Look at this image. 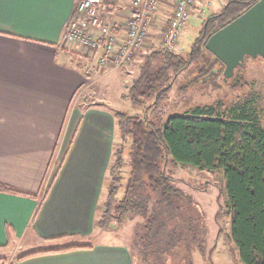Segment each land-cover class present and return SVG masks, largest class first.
I'll use <instances>...</instances> for the list:
<instances>
[{
	"label": "crops",
	"instance_id": "obj_1",
	"mask_svg": "<svg viewBox=\"0 0 264 264\" xmlns=\"http://www.w3.org/2000/svg\"><path fill=\"white\" fill-rule=\"evenodd\" d=\"M76 1L0 0V184L20 191L0 190V249L23 243L24 239L29 242L31 236L45 246L35 245L24 253L57 249L23 258L19 255L8 264H133L128 247L119 242L75 244L77 247L63 250L59 249L69 246L47 245L95 228L106 190L99 191L100 180L106 171L109 176L115 151V142L109 139L88 144L80 141L76 154L62 141L71 107L85 93L93 75L76 68L69 52L86 56L84 60L89 63L96 59L92 51L64 38L69 18L76 15ZM104 1L116 12L117 34H124L130 0ZM203 1L195 0L192 5L195 18L201 15ZM227 1L209 4L217 6L218 11ZM174 2L158 1L148 36L158 24L157 38L161 42ZM153 42L149 41L151 45ZM91 148L95 149L91 152L93 167L88 171ZM99 148L106 156L104 165L99 164ZM74 165L80 170L70 171ZM68 181L86 185L73 187ZM80 215L82 218H77ZM22 248L25 245H20Z\"/></svg>",
	"mask_w": 264,
	"mask_h": 264
},
{
	"label": "trees",
	"instance_id": "obj_2",
	"mask_svg": "<svg viewBox=\"0 0 264 264\" xmlns=\"http://www.w3.org/2000/svg\"><path fill=\"white\" fill-rule=\"evenodd\" d=\"M256 1L228 0L220 10L203 18L185 57L165 47L146 53L123 96L139 104L154 95L155 101L145 107L148 110L167 94L172 80L191 63L197 65L196 73L182 89L195 82L222 78L224 64L206 49L205 42ZM70 53L76 68L85 70L84 57ZM243 67H236L233 76L225 81L234 93L247 87ZM115 117L121 143L114 151L110 183L98 206V229H115L134 220L146 228L137 238L142 240L141 260L149 259L148 264H171L184 222L176 202L182 193L172 185L173 178L164 168L170 156L174 162L200 170L222 171L227 198L224 213L229 217V236L237 246L240 261L264 264V125L254 111L245 106L227 109L218 100L213 105L195 106L191 111L171 115L162 127H155L145 116L116 113ZM127 140L128 170L121 173V150ZM0 190L20 192L2 184ZM54 250L57 249L36 250L18 258Z\"/></svg>",
	"mask_w": 264,
	"mask_h": 264
},
{
	"label": "rangeland",
	"instance_id": "obj_3",
	"mask_svg": "<svg viewBox=\"0 0 264 264\" xmlns=\"http://www.w3.org/2000/svg\"><path fill=\"white\" fill-rule=\"evenodd\" d=\"M210 1L216 0H204L201 2L200 7L204 9V12L199 13L201 14L199 18L193 16L195 8L191 7L186 28L181 32L176 49L173 50L174 52L180 53L185 57L187 52L190 51L191 44L198 35L201 20L218 8L217 6L213 7V4H209ZM105 10V19L112 27H115V10L107 4ZM196 10L200 11L201 8ZM128 14L129 10L125 29L127 27ZM153 23L154 21H152L151 25ZM151 32L153 34L148 36V31L143 44L136 50L134 57L125 67L96 66L97 55L94 52H91L92 55L96 56L94 62L93 59H91V63L84 60L86 63L85 72L93 73V75L88 80L85 93L80 95L77 102L71 107V116L64 127L62 141L65 142L68 150H75L76 154L80 141L88 144L90 142H102L104 139L114 141L116 149L121 143L115 117L116 113H124L135 117L145 116L155 127H162L171 115L183 114L191 111L195 106L213 105L220 100L226 105L227 109L245 106L247 109L254 111L261 118L264 125V56L245 57L244 67L241 68V72L247 81V87L239 93H234L230 89L229 84L221 80L223 77L220 78V76L215 80L195 82L182 89L196 73L197 65L191 63L172 80V87L167 94L162 96L148 110L145 107L155 101L154 95L149 96L139 104H133L128 98H125L123 95L127 93L131 78L137 74L138 66L142 63L144 55L159 47H165L162 44L163 34H161V42L157 38L160 32L158 24L153 26ZM150 40L154 41L152 45L149 43ZM71 42L84 48L78 41ZM80 55L86 58V56ZM89 66H91V70H87ZM102 149L99 148L98 160L99 164L104 165L106 156ZM90 150L88 160L91 161L89 163L92 162L91 152L95 151V149L91 148ZM129 151V140H127L121 150L124 164L121 167V173H126L128 170ZM66 152L67 150L64 155ZM113 156L111 164L115 160V155ZM62 160L57 163L61 164ZM94 163L96 164V162ZM56 167L55 172L59 169V166ZM79 167L74 165L73 168L70 167V171H79ZM92 167V163L88 164V171H91L90 168ZM164 168L165 172L173 178L172 185L182 193L178 196L176 202L180 207L178 215L184 222V226H182L183 230L177 235V246L171 264H242L237 246L229 236V217L224 213L226 209L224 204H226L227 198L222 171L219 169L213 171L200 170L189 164L174 162L170 156ZM107 173L106 171L100 180V192L103 191V188L106 189L107 183H110V175L108 176ZM52 181L53 179H51L50 184ZM64 183H62L63 186L65 185ZM68 183L72 184L73 187L86 185L83 181H68ZM103 192L106 194V190ZM100 213L101 210L98 208L95 220L100 217ZM77 218H82V215L77 216ZM94 227L88 233L68 235L61 238L63 241L51 242L47 245L66 244L64 246H72L107 240L126 245L132 255L133 264H148L150 262L147 258L146 260H141V256L144 257L139 245L142 240L140 238L139 240L137 239L140 233L146 232V228L138 226L134 220H129L120 227L110 230H100L95 226V223ZM30 238L29 242L24 239L23 243H16L13 245L14 247L10 246L0 249V264H8L13 258L21 256L26 250L34 248L35 245H38L39 248L45 246L40 245L43 243L39 244L36 241V237L31 236ZM20 245H23V247L25 245V248L19 249Z\"/></svg>",
	"mask_w": 264,
	"mask_h": 264
},
{
	"label": "built area",
	"instance_id": "obj_4",
	"mask_svg": "<svg viewBox=\"0 0 264 264\" xmlns=\"http://www.w3.org/2000/svg\"><path fill=\"white\" fill-rule=\"evenodd\" d=\"M158 0H130L127 27L124 34H117L105 19L104 0H77L76 15L66 24L64 38L78 41L97 55L96 66L110 65L112 68L127 65L136 50L147 37L153 18L157 13ZM195 0H176L172 13L163 31L162 44L174 50L181 32L187 24L190 9ZM201 12H204L202 9ZM87 70H91V66Z\"/></svg>",
	"mask_w": 264,
	"mask_h": 264
},
{
	"label": "water",
	"instance_id": "obj_5",
	"mask_svg": "<svg viewBox=\"0 0 264 264\" xmlns=\"http://www.w3.org/2000/svg\"><path fill=\"white\" fill-rule=\"evenodd\" d=\"M205 47L224 64V81L244 64L246 56H264V0H257L212 33Z\"/></svg>",
	"mask_w": 264,
	"mask_h": 264
}]
</instances>
